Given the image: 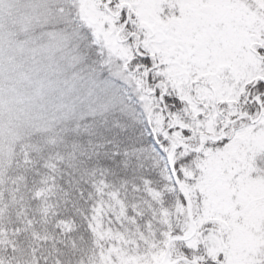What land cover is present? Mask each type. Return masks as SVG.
Wrapping results in <instances>:
<instances>
[{
    "label": "rangeland",
    "instance_id": "obj_1",
    "mask_svg": "<svg viewBox=\"0 0 264 264\" xmlns=\"http://www.w3.org/2000/svg\"><path fill=\"white\" fill-rule=\"evenodd\" d=\"M111 1L0 0V182L15 142L32 132L120 109L147 113L153 132L166 135L159 101L167 89L186 99L189 115L209 117V131L212 114L224 125L238 116L239 98H249L258 107L225 128L205 173L197 221L206 229L185 245L203 244L224 264H264V105L259 112L256 91L264 0ZM146 55L147 67L135 59ZM184 215L179 235L190 229ZM166 245L111 244L89 264H189L173 263L184 255L176 241L165 255Z\"/></svg>",
    "mask_w": 264,
    "mask_h": 264
},
{
    "label": "trees",
    "instance_id": "obj_2",
    "mask_svg": "<svg viewBox=\"0 0 264 264\" xmlns=\"http://www.w3.org/2000/svg\"><path fill=\"white\" fill-rule=\"evenodd\" d=\"M135 59L148 66L147 55ZM263 80L257 81L256 91L264 105ZM238 101V113L258 107L249 98ZM159 104L173 120L167 136L153 132L147 113L133 116L112 109L15 142L0 182V264H89L98 250L111 244L163 248L180 232L186 209L169 172L171 140L192 148L177 147L173 167L189 190L197 225L187 240L201 236L206 227L197 220L199 201L209 185L205 173L213 151L226 138L207 140L197 150L193 145L202 133H218L223 124L214 113L209 120L213 128L205 129L209 117L189 115L186 99L171 89L162 93ZM176 242L189 259L224 264L222 254L206 255L203 244L193 250L186 240Z\"/></svg>",
    "mask_w": 264,
    "mask_h": 264
},
{
    "label": "water",
    "instance_id": "obj_3",
    "mask_svg": "<svg viewBox=\"0 0 264 264\" xmlns=\"http://www.w3.org/2000/svg\"><path fill=\"white\" fill-rule=\"evenodd\" d=\"M229 122H232V121H229ZM223 134L221 133L220 136L218 138H220ZM205 137L209 140H215L217 139L210 136V135H205ZM178 146H185L184 144L182 143H176L174 141L171 142V148L169 150V153H168V156H167V162H168V167H169V172H170V175L172 177V180L174 182V184L176 185V187L178 188V190L180 191L184 201H185V204H186V209H187V213H188V217H189V221L191 223L190 225V229L188 230L187 233L183 234V235H174L172 236L168 243H167V246H166V250H165V255L167 254V249L169 248V245L171 242L173 241H179V240H184L188 237H190L194 231H195V224L193 222V215H192V207H191V200H190V197H189V193H188V190L187 188L181 183L180 179L177 177L175 171H174V168H173V155H174V150L178 147ZM178 261H186V262H189V263H192V264H200L198 263L196 260H193V259H188L186 257H179V258H176L174 262H178Z\"/></svg>",
    "mask_w": 264,
    "mask_h": 264
},
{
    "label": "flooded vegetation",
    "instance_id": "obj_4",
    "mask_svg": "<svg viewBox=\"0 0 264 264\" xmlns=\"http://www.w3.org/2000/svg\"><path fill=\"white\" fill-rule=\"evenodd\" d=\"M260 94V93H259ZM223 127H221L220 131L222 130Z\"/></svg>",
    "mask_w": 264,
    "mask_h": 264
}]
</instances>
